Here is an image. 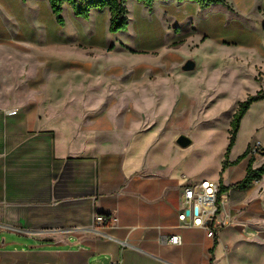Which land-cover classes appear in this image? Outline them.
Returning <instances> with one entry per match:
<instances>
[{
    "label": "rangeland",
    "instance_id": "obj_1",
    "mask_svg": "<svg viewBox=\"0 0 264 264\" xmlns=\"http://www.w3.org/2000/svg\"><path fill=\"white\" fill-rule=\"evenodd\" d=\"M224 2L229 12L221 5H212L192 15L189 8L175 7L181 24L188 23L174 35L173 29L166 31L160 10L150 16L132 0L126 6L128 30L117 34L107 33L105 14L96 17L94 30L92 24L76 20L64 5V24L59 26L46 0H0V50L27 41L20 49L33 44L34 51L43 56L38 61L31 53H24L8 61L2 54L0 69L9 67L12 75L18 76L24 67L27 73L37 66L45 67L36 83L44 82L42 90L53 99H73L64 109L68 117L91 110L88 105L81 106L82 95L109 98V103L95 106V110L98 115H113L119 148L124 152L120 160L126 152L138 149L135 159L164 173L162 178L175 174L188 182L209 180L219 187L231 186L243 179L251 157L253 168L262 164L255 150H264V99L250 105L227 156L226 151L230 122L239 103L264 93V0ZM189 21L201 26L197 30L204 36H198ZM93 33L99 36L98 43L106 44L100 45L101 52L113 48L119 52L104 54L94 49L92 56H84L59 47L70 44L80 51L90 50L80 43H85L83 35ZM174 36H179L177 42L163 49ZM62 59L84 61L89 67L59 76L49 74L45 60L49 67H56ZM187 61L195 65L191 72L181 70ZM111 65V70L105 71ZM14 92L22 94L20 89ZM179 136L187 137L191 144L179 148L175 143ZM245 152L244 160L222 170L225 162L230 164ZM220 201L223 227L234 223L243 236L237 264H264V177L245 191L229 190ZM33 246L34 241L26 236L0 233V251H29Z\"/></svg>",
    "mask_w": 264,
    "mask_h": 264
},
{
    "label": "crops",
    "instance_id": "obj_2",
    "mask_svg": "<svg viewBox=\"0 0 264 264\" xmlns=\"http://www.w3.org/2000/svg\"><path fill=\"white\" fill-rule=\"evenodd\" d=\"M137 5L150 16L160 10L166 31L173 29L174 35L188 23L181 24L175 7L189 8L192 15L206 10L190 1L157 0L150 11ZM214 5L229 12L225 2ZM101 14L106 16L104 27L109 33L106 10H92L87 20L75 19L92 24L95 30L96 17ZM192 24L198 36L203 35L197 30L201 26ZM179 36L162 48L176 43ZM98 37L96 33L82 36L85 43L80 45L90 50L80 51L70 44L59 47L92 56L94 49L101 52L100 45H106L98 43ZM17 42L12 49L0 50V56L6 54L9 61L31 53L32 59L43 60L33 44L20 49L28 42ZM114 52L119 51L113 48L101 53ZM45 63L53 76L89 67L84 61L63 59L56 67ZM44 69L37 66L27 73L24 67L18 76L9 67L0 69V233L14 232L34 241L29 251L1 250L0 264H109L117 260L122 264H237L243 236L235 224L223 227L219 213L221 227L211 239L201 229L178 223L181 177L167 174V179L162 178L164 173L135 159L138 149L126 152L120 160L124 152L119 148L113 115H98L95 110L109 103V98L82 95L81 106L91 110L68 117L64 109L73 99H53L42 90L44 82L36 83ZM97 215L107 217L105 226L95 223ZM169 235L179 236L180 244L160 242V237ZM120 241L127 246L122 248Z\"/></svg>",
    "mask_w": 264,
    "mask_h": 264
},
{
    "label": "trees",
    "instance_id": "obj_3",
    "mask_svg": "<svg viewBox=\"0 0 264 264\" xmlns=\"http://www.w3.org/2000/svg\"><path fill=\"white\" fill-rule=\"evenodd\" d=\"M50 12L55 18L56 23L59 26H63L64 22L62 19V10L63 6L66 5L70 8L74 17L87 20L89 14L92 10H106L109 15V25L108 32L110 34H115L118 32H126L128 28V18H127V9L126 3L130 0H46ZM138 4H141L148 11L152 9L154 1L157 0H132ZM167 1V0H161ZM177 2L190 1L198 5V7L203 10L214 4H224L223 0H174ZM261 99H264V93H257L255 96L246 98L245 101L239 103L237 110L232 116L230 122V136L229 144L226 151V156L229 154L230 148L234 145L236 135L239 130V125L246 114L250 105L254 102H257ZM256 153H258L262 158V164L253 168L252 164L254 159L251 157L245 169L244 177L241 181L231 185V186H220L219 187V197L222 194H225L231 189L245 191L249 189L253 183L258 182L264 177V150L256 148ZM247 152L238 157L234 162L227 164L226 162L223 165V169H226L228 166H236L240 161L244 160L247 157ZM107 218V217H105ZM215 244V243H214Z\"/></svg>",
    "mask_w": 264,
    "mask_h": 264
},
{
    "label": "built area",
    "instance_id": "obj_4",
    "mask_svg": "<svg viewBox=\"0 0 264 264\" xmlns=\"http://www.w3.org/2000/svg\"><path fill=\"white\" fill-rule=\"evenodd\" d=\"M181 179L178 223L185 228L201 229L206 233V237L213 239L215 230L221 227V224L217 222L221 207L218 183L209 180L188 182L185 177ZM94 220L96 224L102 226H105L108 221L105 216L100 215L95 216ZM160 242L179 245L180 237L177 235L160 237ZM119 244L122 248L127 246L126 241H120ZM109 264H122V261H110Z\"/></svg>",
    "mask_w": 264,
    "mask_h": 264
},
{
    "label": "water",
    "instance_id": "obj_5",
    "mask_svg": "<svg viewBox=\"0 0 264 264\" xmlns=\"http://www.w3.org/2000/svg\"><path fill=\"white\" fill-rule=\"evenodd\" d=\"M195 68V65L192 61H187L182 67L181 70L183 72H191L193 71ZM176 145L181 148V149H185L187 148L190 144L191 141L185 137V136H179L176 141H175Z\"/></svg>",
    "mask_w": 264,
    "mask_h": 264
}]
</instances>
